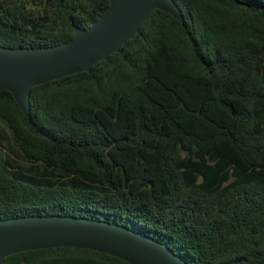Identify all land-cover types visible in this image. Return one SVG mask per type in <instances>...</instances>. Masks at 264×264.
I'll use <instances>...</instances> for the list:
<instances>
[{
  "label": "trees",
  "instance_id": "16d2710c",
  "mask_svg": "<svg viewBox=\"0 0 264 264\" xmlns=\"http://www.w3.org/2000/svg\"><path fill=\"white\" fill-rule=\"evenodd\" d=\"M90 72L31 91L28 118L0 90V220L86 217L127 226L190 264H264V0H175ZM109 0H0V45L75 37ZM36 171V172H34ZM4 264H131L60 246Z\"/></svg>",
  "mask_w": 264,
  "mask_h": 264
},
{
  "label": "water",
  "instance_id": "95a60500",
  "mask_svg": "<svg viewBox=\"0 0 264 264\" xmlns=\"http://www.w3.org/2000/svg\"><path fill=\"white\" fill-rule=\"evenodd\" d=\"M105 14L75 37L48 48L0 45V90L11 91L28 118L32 88L73 74L90 72L121 51L140 32L151 13L161 10L183 24L175 0H109ZM240 6L238 0H228ZM71 246L105 252L131 264H190L167 243L127 226L86 217L32 215L0 220V264L12 254Z\"/></svg>",
  "mask_w": 264,
  "mask_h": 264
},
{
  "label": "rangeland",
  "instance_id": "374dc122",
  "mask_svg": "<svg viewBox=\"0 0 264 264\" xmlns=\"http://www.w3.org/2000/svg\"><path fill=\"white\" fill-rule=\"evenodd\" d=\"M0 130L4 136V143L8 154L13 158L15 161V168L21 169L24 171H29L34 168H38V165L31 163L30 161L26 160L21 151L15 147V145L11 141V136L9 134V130L6 127L5 123L0 120ZM36 172V171H34Z\"/></svg>",
  "mask_w": 264,
  "mask_h": 264
}]
</instances>
